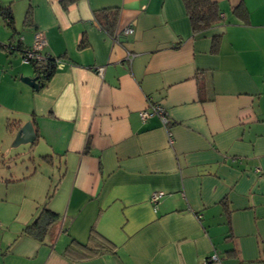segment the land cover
I'll use <instances>...</instances> for the list:
<instances>
[{"label": "crops", "instance_id": "1", "mask_svg": "<svg viewBox=\"0 0 264 264\" xmlns=\"http://www.w3.org/2000/svg\"><path fill=\"white\" fill-rule=\"evenodd\" d=\"M62 1L0 0L3 161L36 134L29 167H0V264H264V0H212L223 22L200 33L182 0ZM37 33L59 60L39 91L21 82ZM156 105L167 124L142 120ZM46 205L60 220L39 242L23 230ZM93 228L114 249L68 256Z\"/></svg>", "mask_w": 264, "mask_h": 264}, {"label": "trees", "instance_id": "2", "mask_svg": "<svg viewBox=\"0 0 264 264\" xmlns=\"http://www.w3.org/2000/svg\"><path fill=\"white\" fill-rule=\"evenodd\" d=\"M80 0H63L62 6L67 8L69 5L76 3ZM186 8V12L190 18V23L194 33L208 31L214 27L222 24L221 11L216 3L212 0H182ZM241 7L236 9V12H241ZM2 18L6 26L14 28V18L12 11L9 8L2 9ZM118 14L115 11L105 14L104 21L101 26L102 29L109 35H113L117 25ZM25 25L32 26V18L30 12L25 19ZM10 43L7 47L22 50L21 43ZM220 47V37L212 40V52L217 53ZM30 49V48H26ZM22 50V53L26 50ZM30 65L33 67L37 77L39 78L40 86H44L47 81L52 77L59 65V60L52 56H46L42 62L32 61ZM49 157H44V160H49ZM60 216L58 213L52 211L47 205L35 221L24 228L23 233L36 241L43 242L49 231L59 222ZM99 240V242H95ZM101 241V242H100ZM114 249V246L104 239L103 237H96V231L91 230L90 243L81 244L75 240L69 245L66 250L68 256L74 255L79 258H88L92 255L100 254L104 250Z\"/></svg>", "mask_w": 264, "mask_h": 264}, {"label": "built area", "instance_id": "3", "mask_svg": "<svg viewBox=\"0 0 264 264\" xmlns=\"http://www.w3.org/2000/svg\"><path fill=\"white\" fill-rule=\"evenodd\" d=\"M132 32L133 31L130 28H128L125 33L130 34ZM46 45H47V42H46L43 34L37 33L35 38H34L33 46L30 49H26L23 53V58H22L23 62L25 64H30L32 61H35V60L38 62H42L44 60L45 56L41 53V50ZM99 73L102 75L104 73V70L100 69ZM140 115H141V118L143 121L149 119L150 117H152L154 115H157L161 118V120L164 124H167L169 122L168 118L166 116L165 109L162 108V106H160V105L153 106L151 108V110L143 111V112H141ZM170 141L172 143L171 134H170ZM163 195H164V193L156 192L152 195L151 201L154 204H157ZM208 262H211L214 264H221L220 259L216 254L210 256V258L208 259ZM208 262H206L205 264H207Z\"/></svg>", "mask_w": 264, "mask_h": 264}, {"label": "rangeland", "instance_id": "4", "mask_svg": "<svg viewBox=\"0 0 264 264\" xmlns=\"http://www.w3.org/2000/svg\"><path fill=\"white\" fill-rule=\"evenodd\" d=\"M27 66V69L32 71L33 70V67L29 64L25 65ZM26 78V77H25ZM22 79V78H21ZM20 79V80H21ZM21 82L24 84V86H26L25 88H30L28 85H26L22 80ZM16 86H19L16 84ZM22 86V85H20ZM11 88H9V91H10ZM18 93V92H17ZM14 143H11V146H13ZM13 150H12V154L7 157L5 156V158H7L6 162H4L2 156H0V167H2V165H5L7 164V167L11 168V170H14V171H24L25 168L29 167L30 166V160L32 158V154L33 153H30V154H27V155H23V156H18V154L21 155V153H29V150L23 146H20L18 148H14L12 147ZM11 157V158H10ZM55 170H59L60 168V165L59 163H57L55 166H54Z\"/></svg>", "mask_w": 264, "mask_h": 264}, {"label": "water", "instance_id": "5", "mask_svg": "<svg viewBox=\"0 0 264 264\" xmlns=\"http://www.w3.org/2000/svg\"><path fill=\"white\" fill-rule=\"evenodd\" d=\"M22 81L28 85L30 88L39 91L40 83L38 77H24ZM36 139V134L34 131V126L32 122L25 123L22 128L17 132L13 147L18 148L20 146L32 145ZM29 152L28 154H30Z\"/></svg>", "mask_w": 264, "mask_h": 264}]
</instances>
